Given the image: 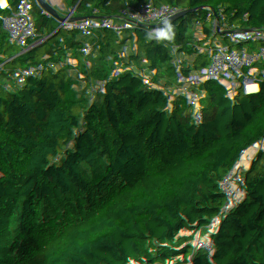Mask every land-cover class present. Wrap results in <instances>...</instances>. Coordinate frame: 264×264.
<instances>
[{"label":"trees","instance_id":"16d2710c","mask_svg":"<svg viewBox=\"0 0 264 264\" xmlns=\"http://www.w3.org/2000/svg\"><path fill=\"white\" fill-rule=\"evenodd\" d=\"M55 1L0 0V93L12 94L25 140H34L33 148L73 152L87 136L107 134L148 145L127 155L119 171L103 159L82 168L60 160L48 171L52 182L44 188L45 170L0 141V195L7 197L0 206V264H228L248 226L247 203L236 187L216 197L215 225H207L199 215L189 228L182 216L164 214L159 220V255L142 228L129 232L124 221L135 218V187L144 191L142 204L149 205L168 197V185L161 181L173 179L177 168L189 180L209 177L190 175L175 165L177 157L204 162L259 154L264 144V35L240 28L227 45L217 48L231 16L224 3L213 1L203 16L212 46L207 82L192 88L185 75L193 62L166 73L178 45L173 31L161 28L147 41L138 22L145 13L139 3L132 22L106 26L100 16H113L120 0L102 6L105 0H91L90 13L96 12L70 42L64 57L70 69L60 76L48 108L50 63L57 55L58 37L52 30L65 20L61 7L51 8ZM180 23L176 36L191 48L197 39L184 34L186 24L182 19ZM111 40L117 59L104 49ZM145 44L154 49L167 44L169 53L160 57L155 51L139 68L124 70V58ZM92 76L107 77V85L86 90L83 86ZM86 177L91 182L82 187ZM99 202L113 203L117 218L104 216ZM57 214L63 215L62 222ZM261 253L264 244L256 251Z\"/></svg>","mask_w":264,"mask_h":264},{"label":"built area","instance_id":"2783aa9c","mask_svg":"<svg viewBox=\"0 0 264 264\" xmlns=\"http://www.w3.org/2000/svg\"><path fill=\"white\" fill-rule=\"evenodd\" d=\"M213 1L215 0H121L113 17L100 16V20L106 26L130 23L134 18V6L139 3L145 9V13L138 18V22L147 31V33L145 32L147 38L151 28H156L159 25L169 29L170 25V30L175 33L174 42L178 43L176 31L181 26L180 19L182 18L184 20L186 18L187 23L198 29L199 36L202 38L207 36L208 32L200 19L198 7L207 9ZM218 1L224 3L226 7L239 2L243 10L244 28L247 33L264 35V0ZM160 5L163 6L160 7ZM61 8L65 11L64 24L54 27L52 30L58 34V37L55 40L57 55L50 63L52 81L48 108L52 105L60 76L70 69V65L64 61L70 42L86 28L87 21L96 12L93 10L90 13V0H67L65 4L61 5ZM104 49L111 52L113 58L117 59L115 40L108 42ZM201 52L205 58L208 57V48L204 43L201 46ZM152 55L153 50L150 47L137 45L124 58L122 67L124 70H127L129 66L137 69L142 62L150 60ZM120 74L119 71L116 72L117 76ZM185 79L191 83L192 88L207 82V78L201 73V70L187 73ZM107 82V77L92 76L83 87L86 90L92 86L105 87ZM59 101L64 109L68 108L64 97H60ZM82 106H85V103H82ZM0 114L3 121L9 122L15 132L23 134L20 116L16 111L13 96L9 92L0 93ZM23 140L24 138L20 139V142ZM33 143L34 140L27 142L24 149L27 151L32 149ZM140 143L136 138L129 136L114 137L112 134L99 138L87 136L80 142L77 152L45 150L40 153L28 154L26 151L20 158H23L25 162H37L45 170L41 184L44 188H48L52 182L48 171L52 170L60 160L72 162L82 168L85 163L92 164L97 159H103L108 162L111 168L119 171L127 152ZM3 145L9 148L6 144L3 143ZM179 163H188L183 167L190 175H208L215 180L211 181L210 178H207L202 181H194L189 180L186 176L175 174L173 179L161 181L168 185V197L161 202L149 205L142 204L144 191L135 187L133 189L136 205L135 218L128 222L124 221L125 226H130L129 232H132L133 227L142 228L151 239L154 253L159 255L163 250L160 242L161 224H159V220L164 214L175 213L182 216L189 228H192L199 215H202L208 225L205 215L214 213L217 215L216 209L219 203L216 197L227 193L232 187H236L241 191L247 203L248 226L244 241L239 243L228 264H248L249 259L264 263V254H256L258 247L264 244V144L259 154L250 159L237 156L215 161H179ZM89 182H91L90 179L84 178L82 187H85ZM5 199L7 197L0 195V206L5 202ZM91 200L87 199L86 201L91 202ZM97 205L104 216L111 219L117 218L111 211L113 203L106 205L104 202H99ZM63 218L62 214H57V219L60 222L63 221Z\"/></svg>","mask_w":264,"mask_h":264},{"label":"crops","instance_id":"0c3cea01","mask_svg":"<svg viewBox=\"0 0 264 264\" xmlns=\"http://www.w3.org/2000/svg\"><path fill=\"white\" fill-rule=\"evenodd\" d=\"M109 1V0H108ZM107 0H105V2H103L102 4H101V6L102 5H104L105 3H107L108 2ZM67 2V0L66 1H64V0H57V1H55L54 3H52L51 4V8H55V9H57V8H60L61 7V5L62 4H65ZM113 2H111V6H114V4H112ZM120 3H121V0H120V2L118 3V4H115V7H116V9L120 6ZM90 5H92L91 4V0H90ZM163 5H160V7H162ZM100 8V7H99ZM227 9L229 10L228 12L230 13V16H231V20H230V28L228 29V31L225 33V37H224V39L218 44L217 43V48H222V47H224L225 45H227V40H229L233 35H235V33L237 32V30L238 29H244V22H243V19H244V14H243V10H242V7H241V5H240V3L239 2H235L234 4H232L231 6H229V7H227ZM198 11L200 12V19H201V21H202V23H203V25H204V27H205V22H204V20H203V16H205L206 14H207V9H204V8H202V7H198ZM102 16H104V15H102ZM107 17H113V16H107ZM182 22H184L186 25H183V31H184V34H188V35H191V36H195L196 37V39L197 38H199V40L197 39V41H196V43H194L193 44V46L195 47V46H197L198 44L199 45H201L202 46V44L204 43L206 46H207V48H208V50H210L209 52H208V57L207 58H205L204 56H203V53L200 51V49H199V51H197V53L198 54H196V53H191L190 51V49L193 47H191V48H188V46H186V48H188V54H190V57H189V59L187 60V61H191V62H193L192 60H194V61H197L198 62V57L200 56V60H203V61H205V59L208 61V59H209V57H210V54H211V41H209V38H208V35L210 34L209 33V31L207 30V28H206V30H207V32H208V34H207V36H205L204 38H202L201 36H199L198 34V29L197 28H195L194 26H191L189 23H187V19L185 18V20H184V18H182ZM48 23V20L47 19H45L44 21H43V24L44 25H46ZM63 24H64V21H63ZM62 24V25H63ZM181 27V26H180ZM190 28H194V31L192 30V29H190ZM145 32L147 33V31L145 30ZM40 33H43V31H41ZM40 33H39V35H40ZM145 33V34H146ZM145 38L147 39V41H149V36H148V38H147V34L145 35ZM178 42H179V39H178ZM181 43V42H180ZM177 44V43H176ZM145 45H147L148 47H150L152 50H153V54H154V52L156 51V53L160 56V57H163V55H165V54H168L169 53V50H168V48H167V50H165L163 53H165V54H163V53H160L159 51H158V49H154L152 46H150V45H148V44H145ZM215 46V45H214ZM177 51L178 50H176V51H174V52H172V54L174 55H176L177 54ZM193 63H195V62H193ZM205 63V62H204ZM200 64V63H199ZM205 65H207V62H206V64ZM177 71V70H176ZM175 71V68H173V67H171V66H166V73H167V75H168V73H173V72H176ZM190 72H196V70L195 69H193V68H191L190 70H189ZM0 123H1V126H2V128H3V130L5 131V133L12 139V140H14L15 141V143L18 145V147L19 148H25L26 146H27V141L25 140V137H24V135L23 134H19V133H17V132H15L14 131V129H13V127L11 126V124L9 123V122H4L3 121V118H2V116H1V114H0ZM5 125H8V130H6L4 127H5ZM10 128H11V130H10ZM24 138V140L22 141V142H20V139H23ZM175 174H178V175H182V176H185L183 173H181V171H180V173H176L175 172ZM208 178H210L211 179V181H214L215 180V178H212V177H208ZM208 223V225L210 224H217L218 223V217H216V219L214 218H211V220L209 221V222H207Z\"/></svg>","mask_w":264,"mask_h":264},{"label":"rangeland","instance_id":"374dc122","mask_svg":"<svg viewBox=\"0 0 264 264\" xmlns=\"http://www.w3.org/2000/svg\"><path fill=\"white\" fill-rule=\"evenodd\" d=\"M160 24H161V22H160ZM161 28H164V27H160L159 25H157V27L156 28H151V31H150V33H149V40H151L152 38L154 39V38H156L159 34H160V29ZM190 29H192L193 31H194V28H190ZM79 39V38H78ZM198 40H199V38H197ZM178 45H176V50H178L177 51V54L175 55H173L174 57L172 58L173 59V61H172V65H169V66H171V67H173V68H175V71L177 70L178 71V69L179 68H181V66H183L184 64L185 65H188L189 66V64L187 63V60L189 59V57H190V54H188V48H186V46H184V45H182L181 43H180V41L177 43ZM169 46L166 44V45H164V46H161V47H159V49H158V51L160 52V53H163L165 50H167V48H168ZM199 49H200V51H201V45H197V46H193L190 50V52L191 53H196V54H198L197 53V51H199ZM210 50H208V52H209ZM163 54H165V53H163ZM163 57H164V55H163ZM172 59H169V60H172ZM198 59V62L197 61H194V60H192L193 62H195V63H193L192 65H190V67L188 68V69H191V68H193V69H195L196 70V72L197 71H199V70H201V73L203 74V75H205L206 73H207V66L205 65L206 64V62H207V60L205 59V61H203V60H200V56L197 58ZM205 62V63H204ZM200 63V64H199ZM168 66V67H169ZM201 68V69H200ZM190 71H188L187 73H189ZM6 130H8V125H5V127H4ZM10 130H11V128H10ZM180 171H181V169H179V168H177L176 170H175V172L176 173H180ZM27 194L28 195H31V196H34L35 195V193L34 192H32V191H27ZM216 203H217V201H216ZM29 204L31 205V206H33L34 205V203L33 202H29ZM214 210H215V207H214ZM215 212V211H214ZM205 217H206V222H209L210 220H211V218H215L216 219V217H217V215L214 213L213 215H211V214H206L205 215ZM40 218H42V214H40ZM129 221V220H128Z\"/></svg>","mask_w":264,"mask_h":264},{"label":"water","instance_id":"95a60500","mask_svg":"<svg viewBox=\"0 0 264 264\" xmlns=\"http://www.w3.org/2000/svg\"><path fill=\"white\" fill-rule=\"evenodd\" d=\"M0 141L4 144H6L10 149L14 150L19 158L21 157V155H23L27 150L24 148H19L18 145L15 143L14 140H12L3 130L1 123H0ZM146 145H148V143H140L139 145H137L136 147L132 148L131 150H129L127 152V155H132L134 153H136L137 151H139L141 148L145 147ZM46 149H39V148H32L30 150L27 151L28 154H35V153H40L42 151H45ZM175 165H188V163H179V158H176V164ZM214 225V224H211ZM245 237L243 238L242 241H244Z\"/></svg>","mask_w":264,"mask_h":264},{"label":"clouds","instance_id":"9594fccd","mask_svg":"<svg viewBox=\"0 0 264 264\" xmlns=\"http://www.w3.org/2000/svg\"><path fill=\"white\" fill-rule=\"evenodd\" d=\"M168 27H169V29H170V25H169Z\"/></svg>","mask_w":264,"mask_h":264}]
</instances>
